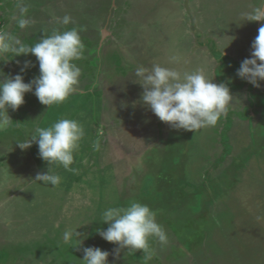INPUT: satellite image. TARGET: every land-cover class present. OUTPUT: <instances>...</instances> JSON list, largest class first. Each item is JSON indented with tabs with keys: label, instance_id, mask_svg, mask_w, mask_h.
<instances>
[{
	"label": "rangeland",
	"instance_id": "1",
	"mask_svg": "<svg viewBox=\"0 0 264 264\" xmlns=\"http://www.w3.org/2000/svg\"><path fill=\"white\" fill-rule=\"evenodd\" d=\"M261 8L264 0H0V36L33 44L54 29H85L76 91L49 108L27 92L0 128V264H83L88 246L108 251V264H145L142 250L115 253L96 231L108 226L105 209L131 200L148 205L168 236L163 246L149 237L147 264H264V81L236 75L264 23L244 17ZM99 42L94 66L88 48ZM154 63L226 83V114L193 132L160 121L140 102L135 75ZM16 74L37 77L36 57L0 55V80ZM61 118L85 133L69 169L47 165L35 142L17 143ZM47 167L59 185L35 180ZM75 229L73 247L78 239L65 244L63 233Z\"/></svg>",
	"mask_w": 264,
	"mask_h": 264
},
{
	"label": "clouds",
	"instance_id": "2",
	"mask_svg": "<svg viewBox=\"0 0 264 264\" xmlns=\"http://www.w3.org/2000/svg\"><path fill=\"white\" fill-rule=\"evenodd\" d=\"M249 21H264V8L252 14H246ZM71 17L65 15L62 23L67 25ZM26 19L19 20V27L25 28ZM84 27H73L66 31L54 29L51 35L43 36L33 44H24L15 37L0 36V55L11 52L12 56L31 53L39 65V75L29 82H24L21 74L6 76L0 80V128L9 125L12 120L8 108L16 110L24 101V94L34 92L38 101L49 108L63 103L71 93L75 92L80 80L81 69L74 61L84 58L85 45L80 33ZM181 58L172 56L170 63L179 64ZM259 61V62H258ZM30 66L25 61L20 69L23 73ZM135 75L143 88L140 102L146 105L160 121L168 123L176 129L194 131L202 127L215 126L222 115L226 114L233 96L226 83H214L201 68L190 71H180L174 67H166L154 63L151 68L138 66ZM236 75L260 87L264 81V23L258 29V35L251 43L250 56L243 59ZM34 135L23 142H17L23 150L35 142L38 154L47 165H60L69 169L74 161V153L79 148V142L84 137L83 126L75 119L61 118L48 127H37ZM93 150H100V143H93ZM36 181L57 186L60 176L47 167L46 172H40ZM106 229H96L105 240L116 244L120 249L130 251L142 250L144 262L152 259L149 237H155L160 244L168 243L164 228L157 223L156 213L148 205L131 200L126 206L109 207L102 213ZM81 243L80 233L75 230H65L63 241L72 242L73 236ZM83 264H108L109 252L99 247L83 248Z\"/></svg>",
	"mask_w": 264,
	"mask_h": 264
},
{
	"label": "trees",
	"instance_id": "3",
	"mask_svg": "<svg viewBox=\"0 0 264 264\" xmlns=\"http://www.w3.org/2000/svg\"><path fill=\"white\" fill-rule=\"evenodd\" d=\"M101 47H99V43L93 44L88 48V55H92V58L90 59V63L93 64L94 66H97L102 53L100 52Z\"/></svg>",
	"mask_w": 264,
	"mask_h": 264
},
{
	"label": "crops",
	"instance_id": "4",
	"mask_svg": "<svg viewBox=\"0 0 264 264\" xmlns=\"http://www.w3.org/2000/svg\"><path fill=\"white\" fill-rule=\"evenodd\" d=\"M99 47H101V43L99 42Z\"/></svg>",
	"mask_w": 264,
	"mask_h": 264
}]
</instances>
